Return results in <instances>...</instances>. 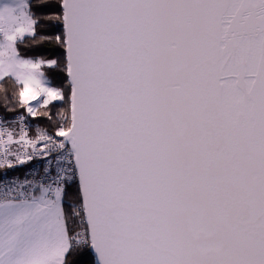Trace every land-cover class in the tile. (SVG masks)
<instances>
[{"label":"snow or ice","instance_id":"snow-or-ice-1","mask_svg":"<svg viewBox=\"0 0 264 264\" xmlns=\"http://www.w3.org/2000/svg\"><path fill=\"white\" fill-rule=\"evenodd\" d=\"M47 7L0 0V264H264V0Z\"/></svg>","mask_w":264,"mask_h":264},{"label":"trees","instance_id":"trees-1","mask_svg":"<svg viewBox=\"0 0 264 264\" xmlns=\"http://www.w3.org/2000/svg\"><path fill=\"white\" fill-rule=\"evenodd\" d=\"M41 3L44 4H49L51 7H47L43 9L39 14L43 17H49L57 14L58 8L57 4L59 0H40ZM45 28V34L48 36H54L58 34L60 31L57 23L55 21H52L51 23H46L44 26ZM29 47H32V41L28 40L27 41ZM61 52V49L59 48V45H57L55 42L53 43H44L40 44L37 42V45L35 46L34 52H30L29 54H35L39 56H49V55H59ZM2 103V101H0ZM2 111V109H0ZM76 193V185L72 184L70 187L67 189V196H66V203H65V208L66 211H70L71 207L74 205V197ZM92 258V254L90 252H85L83 254L81 253H76L72 257V259L76 262V264H89L90 259Z\"/></svg>","mask_w":264,"mask_h":264},{"label":"built area","instance_id":"built-area-1","mask_svg":"<svg viewBox=\"0 0 264 264\" xmlns=\"http://www.w3.org/2000/svg\"><path fill=\"white\" fill-rule=\"evenodd\" d=\"M35 123L33 122V130L35 128ZM39 165L36 161L30 162L27 165H19L12 170H7V176H3L5 169H0V176H3L4 179L8 181H15L16 184L13 186L18 185L19 183L23 182L25 179L33 180L35 177L31 174L34 169H38ZM2 190V189H0Z\"/></svg>","mask_w":264,"mask_h":264}]
</instances>
